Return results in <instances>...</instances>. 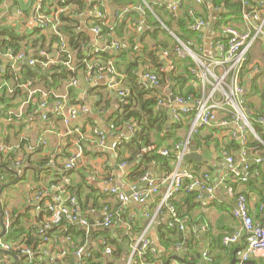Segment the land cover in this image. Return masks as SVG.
Instances as JSON below:
<instances>
[{
  "label": "crops",
  "instance_id": "obj_1",
  "mask_svg": "<svg viewBox=\"0 0 264 264\" xmlns=\"http://www.w3.org/2000/svg\"><path fill=\"white\" fill-rule=\"evenodd\" d=\"M134 1L135 3L131 5L128 2L115 3L114 0H103L102 3L95 0H81V3L58 6V0L45 4H43V0H0V31L3 28H8L10 31L16 32L18 36L28 38V44L23 43L21 50L16 55L12 50L0 54L3 64L1 72L10 63L17 68L39 65L41 69L46 70L63 60L62 65L65 66V59L60 52L58 41L59 34H63L57 29L55 35L50 29L41 25L35 16L38 5L42 7V15L50 16L54 11H58V15L63 13L64 16L72 19V23L68 27L77 36L82 56L88 58L101 52L110 55L107 62L101 60L93 62V67L98 65L95 73L92 72L89 65L86 73H81L79 76L78 91H76L78 104L75 106H81L84 111L69 126L57 119L52 109V103L61 97H64L67 105H71L66 85L54 93L53 101L48 104L46 92L39 90L31 81L23 84L21 88L28 93V98L34 94V90L41 93V101L37 110L35 108L31 110L27 106V101H23L21 104L19 100H14L9 107L0 102V170H4L1 167H5L18 173V176L11 174L10 177H5L4 182H0V185L5 183L0 196L3 221L6 227L5 234L8 227L5 216L9 218V214H11L18 218L26 214L28 217L22 219V227L28 234H24L20 240L26 242L30 239L29 243L37 246V252L34 254L32 249H28L30 258L32 256L35 261L37 260V264H80L81 257L76 260L75 252L71 254L69 251L71 246L66 238L57 236V233L48 236L45 232L47 229L53 228L54 215L56 214L55 210L51 212L48 208L55 204L56 198H60L63 203L62 209L74 214L79 226L93 227L94 229L91 235L86 233L84 244L75 249L81 248L83 255L87 256L96 254L101 248L105 264H126L130 254V245L140 237H145L149 241L150 249L154 254L164 252L162 239L172 228H176L179 233H184L185 237L182 243L173 245L172 253L175 258L180 257L181 250L187 248V242L190 240L196 248L193 252V260L198 261V264L213 263L203 260L202 254L205 251L208 252L211 259L212 256L220 257L216 261L218 264H231L234 259L237 261L236 264H240L239 259L244 251V241H239L237 245L230 247L231 251L226 252L218 245L220 242L222 243L224 237L231 235L240 226L232 216L234 197L237 193L247 196L249 214L253 221L257 224L264 223V164L256 163L257 159L264 158V0H256L258 2L254 4L249 3L248 0H242L245 10L241 21H231V24H228L252 36L256 28L262 25L261 33L247 52L246 63L240 74V82L244 91L243 105L248 112L251 127L245 132L246 142L242 145L245 151L244 158L240 157L241 151L233 152L229 149V153H227L225 148L229 141L233 140L238 141L241 145L242 136L234 123L229 122L227 126L216 123L198 129L195 134L191 133L192 115L196 112L197 102L209 94L211 87L210 85L203 86L197 75L192 73L199 71L193 61L182 60L175 53V38L178 40L179 38L174 32L180 33V29L174 22H172V30L165 26L168 21L166 11L175 0H169L168 3H163L161 0ZM207 2L195 4L188 1L185 3H191L190 8H193L209 22V27L197 32L195 40L186 43H190L189 48L198 57L201 56L202 61L210 64L217 58L216 51L210 49V44L225 40L226 37L216 26L223 12L222 9L209 6L205 11L203 5ZM137 3H140L138 13L135 11ZM161 6L164 8L161 9ZM183 11L181 9L175 14L181 15ZM130 12L133 13L129 14ZM146 12L149 14L147 15ZM251 13L257 14L260 20L244 19V14L250 15ZM145 17H147L146 21ZM149 17H153L155 21ZM103 27L108 29L106 34H102ZM94 28L99 29L98 34L93 31ZM162 31H166L171 39L163 35ZM53 37L55 38L53 39ZM113 42L119 45L118 51L111 47ZM195 42H199V44L196 45ZM161 44L167 47L168 52L159 50L156 56L160 59L166 80L164 83L159 81L156 87H148L146 85L148 80L144 79L145 67L140 63L148 55L155 60V51ZM173 44L175 47L172 51ZM121 50L128 51L125 56H122V59L119 57L122 55ZM39 57H43L45 60H39ZM72 57L75 62V53H72ZM173 59H176V64ZM26 60H28V64H24ZM31 61L33 64H30ZM188 61L193 66L192 78L183 89H180L181 87L178 86L175 79L185 75ZM47 62H50V65L44 67ZM110 67L117 76L116 80L120 82V90H130L131 84H141L149 90V93L146 94L147 99L155 98L163 102L162 104L158 102L154 107V114L162 129H157L155 126V130L153 129L148 135V142L143 141L139 146L132 142L135 133L140 132L138 125L131 130L129 123H125L114 133L109 130L112 121L121 116L124 107L131 103L129 94L126 98H121L116 91L109 90V76L99 73L100 68H103L106 73ZM175 67L177 70L174 80H172L170 68L174 71ZM150 69L151 75L158 76L160 79L157 71ZM212 69L216 74L220 71L218 68ZM88 71L91 72V77H89ZM82 75L84 83L90 87H84L81 84L80 77ZM168 78L175 83L172 89H170ZM3 87L5 84L0 86V100L3 94L8 98L12 97V88L7 85V91L3 93L1 91ZM181 91L187 95L195 91L199 97L188 98L185 100L187 103L184 106L178 105L176 102H173L174 105L172 102L169 105L164 103L165 100L170 99V95L175 98L184 97L180 94ZM43 101L46 102L47 107L41 109L39 106ZM194 104L196 107L190 106ZM173 106H180L187 110V113L182 115L183 120L180 124L176 123L174 119L176 110L172 112V119L169 117L168 109ZM23 115L25 118L22 120ZM43 115H46L47 119H43ZM218 118L219 120H228L225 113H219ZM254 123L263 127L260 137L253 128ZM94 130L105 133L104 146L99 145ZM232 132L238 133L237 138H232ZM196 135L200 143L194 139ZM187 141L189 154L182 156V160L178 159L182 153L183 148H181L176 158V154L173 152L175 146ZM191 142L195 143L197 154L204 157L205 162H197L189 158ZM247 143H249L248 148H244ZM251 143H258V145L251 147L249 146ZM78 148L82 152L81 159L73 169L69 170L65 167L67 157ZM164 150L169 152L168 156L161 155V151ZM153 152L157 156L156 159H153ZM224 152L231 155L241 169L246 163L249 165V169L252 165L258 166L260 171L247 170L248 179L251 172L250 178L254 180L252 187H248L247 183L237 184L238 182L232 178L226 183L221 180L226 175L227 169ZM10 153H15L14 161L8 157ZM177 168L190 173L192 180L193 178L202 180L207 176V182L203 184L205 187L213 188L212 198H208V195L204 196L201 192L203 190L197 189L199 193L191 203L182 200L181 194L174 199L182 217L180 218L178 215L182 220V230L178 226L172 227L173 217L170 210L159 206L160 197L163 196L167 188L164 180ZM137 169L144 171L143 177H147L146 181L142 178L132 177ZM241 171L244 173V170ZM192 180H187L189 182L187 187ZM151 183L158 187V192L143 205L133 200L122 204L115 195H111V189H117L129 196L135 190H145ZM229 187H232L234 194H228ZM199 198L200 201H198ZM111 212L117 215L113 225L110 227L100 226L105 216ZM175 212H177L176 209ZM82 220L86 223L85 225H82ZM63 221H68V224L78 228L74 223L76 221L71 222L65 216L60 220V222ZM41 225H45L46 229L36 232L35 230ZM63 228L62 225L58 231L65 230ZM41 230L42 232H40ZM100 232L105 236L100 235ZM126 235L131 237L130 242L123 244L121 251L112 256L111 253L115 252L117 247L113 241L121 243V239ZM4 236L0 240L5 241ZM45 238L49 239L48 242H44ZM170 238H176V234ZM6 244L11 247L8 242ZM24 244L21 243L18 246L25 248ZM180 244L182 249L176 250V246ZM108 249L110 253H107ZM199 254H201L200 258L197 259L196 255ZM20 255L22 254L20 253ZM72 255L74 258H71L70 261L69 256ZM16 256L19 262L21 257ZM13 261V258L9 256V258L1 259L0 264H10ZM246 262L248 264H264V254L251 257L243 264ZM139 264L142 263L139 261ZM174 264H178V262L175 260Z\"/></svg>",
  "mask_w": 264,
  "mask_h": 264
},
{
  "label": "built area",
  "instance_id": "obj_2",
  "mask_svg": "<svg viewBox=\"0 0 264 264\" xmlns=\"http://www.w3.org/2000/svg\"><path fill=\"white\" fill-rule=\"evenodd\" d=\"M97 2L102 3L103 0H95ZM159 1V0H155ZM163 3H168L169 0H161ZM193 2L195 4H202L208 0H175L174 3L170 4L168 9L173 13H178L183 5L186 2ZM244 5H246L245 1H243ZM42 7L40 5L37 6L35 16L37 20L41 23V25L45 28L50 29L55 35L57 34V29L60 26L58 11H54L52 15L45 16L42 15ZM189 14L192 16V22L189 25L190 30L198 32L203 28L209 27V22L202 17H193V12L190 11ZM252 18L254 20H260L257 14H244V19L248 20ZM221 33L226 37L225 40L212 42L210 44V49L216 51V60L213 63L206 64L202 61L201 56L198 57L190 48V43H183L177 38L176 40V48L175 53L178 58L185 60L190 59L194 64L197 65L199 71L192 72L197 75L199 82L204 85H210L211 91L209 94L201 101L197 102V108L195 114L192 115V125H191V133H197L198 129L202 127H209L216 123H219L221 126H227L229 122L234 123L239 128L240 135L242 136L241 145H244L246 142L245 132L251 128L250 122L248 119V112L244 107V98H243V87L240 82V74L246 63V55L251 47L253 41L258 37V35L262 31V25L257 27L254 35H250L245 32H241L238 29H235L231 25H221L219 26ZM93 31L98 34L99 29L94 28ZM59 33V32H58ZM59 44H60V52L61 54L66 55V60L64 62L65 67L70 70H74L73 68V58L71 53L68 50L66 39L63 35L59 34ZM111 47L114 50H119V45L116 42L111 44ZM30 64H33L31 61ZM50 62L44 64V67H48ZM219 69L220 71L216 74L212 69ZM90 70V67H89ZM172 70V68H170ZM103 68L99 69V73L101 75L109 76V90L116 91L118 96L121 98H126L129 94L128 90H120V82H118L117 76L113 73L112 67L108 68L106 73ZM89 77H91V72L88 71ZM144 79L150 81L153 87L158 86L159 78L157 76L146 73L144 75ZM78 81H71V85H77ZM38 91H33L36 93ZM32 93V94H33ZM172 101L167 99L164 101L166 104H170ZM178 105L184 106L187 101L182 98L176 97L175 101ZM162 101H159V104H162ZM173 103V102H172ZM175 103V104H176ZM176 104V105H177ZM174 105V103H173ZM41 109L47 107L45 101H43L40 106ZM52 109L54 116L59 119L64 125L69 126L80 114L83 113L84 109L81 106H71L67 105L64 97L56 100L52 103ZM174 119L176 123L180 124L183 120V114L187 113L185 108H181L180 110L174 109ZM219 113H225L227 119L219 120ZM43 119H47L46 115H43ZM260 123H263L260 121ZM136 127V123H129V128L133 130ZM109 130L114 133L116 130L113 125H110ZM78 132V131H77ZM94 133L98 139V143L101 146H104L106 142V135L104 132H99L98 130H94ZM231 136L233 139L237 138L238 133L232 132ZM188 141L185 143H179L175 146L173 152L177 154L181 151L178 159L189 154L188 149ZM225 153V164L227 166L226 175L222 177L223 182H227L229 179H235L237 184H244L248 181V173L249 165L243 164L241 167L234 161V158ZM82 152L78 148L75 152H71L67 157L65 167L69 170L73 169L79 159H81ZM161 155L168 156L169 152L167 150L161 151ZM182 157V158H183ZM240 157H245V151L240 152ZM182 160V159H181ZM181 162V161H180ZM257 164H264V158H259L256 161ZM241 170H244L242 173ZM207 176L203 177L202 180H197L193 178L190 173L186 170L176 169L167 178L164 180L167 188L164 192L163 196H161L159 201V206L166 207L170 210L173 217L172 227L178 226L179 229H183L182 220L178 217L177 212H175V208L171 205V200L178 196L183 188L185 180H192L186 191L190 192L193 190H203L208 198H212L213 196V188L205 187L204 182H207ZM144 181L147 180V177L142 178ZM158 192V187L151 183L145 190L141 191H133L129 196L119 192L117 189H111V195H115L118 201L122 204L128 203L129 200H133L138 204H145L146 201L155 195ZM229 195L234 194L232 187L227 189ZM201 199L199 198L198 201ZM212 201V200H211ZM74 202V201H73ZM72 203V202H71ZM205 203V202H204ZM62 200L60 198H56V202L54 205L50 206L48 209L52 211H56L54 225H58L62 217H66L67 220L74 222L76 221V216L71 213H68L67 210L62 209ZM158 206V207H159ZM232 216L239 223L238 229L233 232L231 235L226 236L222 239V243L226 247H231L237 245L239 241H244V251L240 257V264H243L245 261L249 260L251 257H258L264 254V223H255L252 217L249 214V206L247 196L243 193H237L234 197V208L232 210ZM117 215L113 212L107 214L105 216L104 221L100 224L102 227H110L113 225ZM82 225L86 223L82 220ZM42 232V230L40 231ZM48 238L44 239V242H48ZM69 245L73 248L74 245L71 240L67 238ZM0 248L11 252L12 249L9 245L6 244L5 241L0 240ZM181 244L176 246V250H180ZM147 250L153 251L150 249L149 241L145 237H140L137 241H135L132 245H130V254L126 264H139V258L143 257ZM20 253L23 255L30 256V251L27 248H20ZM75 257L80 259L83 256V251L81 248L74 250ZM107 253H110V250H107ZM202 258L205 262H210L212 259L209 257L208 252H204L202 254Z\"/></svg>",
  "mask_w": 264,
  "mask_h": 264
},
{
  "label": "trees",
  "instance_id": "obj_3",
  "mask_svg": "<svg viewBox=\"0 0 264 264\" xmlns=\"http://www.w3.org/2000/svg\"><path fill=\"white\" fill-rule=\"evenodd\" d=\"M54 1L55 0H43V4H45L46 2L51 3ZM114 1L115 3L128 2L131 5L135 3L134 0H114ZM248 1L249 3H252V4L258 2L256 0H248ZM73 3H81V0H58L57 4L58 6H65L66 4H73ZM190 4L183 5L181 9L184 11L181 15L171 12L169 9H167L168 11H166V13L168 14V21L167 23H165V26L168 29L172 30V22H174V24L180 29V33L175 31L174 34L183 43H186L187 41H190V40H195L198 35L197 32L192 31L189 28L190 23L193 21L192 16L189 14V12L190 11L193 12V17H202L197 12H195L193 8H190L189 6ZM209 6L222 9L223 11L221 13L219 20L217 21V24H216L217 27L221 25L231 24V21H241L243 11L245 10L242 4V0H208V2L203 5V9L207 11ZM59 8H63V7H59ZM160 8L163 9L164 7L161 6ZM132 13L133 12H130L129 14H132ZM146 14L148 15L149 12H146ZM58 18L60 20V26L58 30L60 31V33L64 35L66 42H67L68 50L71 53V55L72 53H75L76 55V61L75 62L73 61L74 70L72 71L66 68L65 66H63L62 65L63 60L61 61L58 60L59 62L56 65H52L46 70L41 69L39 65H36L34 67L22 66L20 68L19 67L17 68V67H13L12 64L10 63L6 67H4L5 69L2 72L0 71V86L5 84V87H3L1 91L5 93L7 91L6 89L7 85L11 87L13 90L12 97L8 98L3 94L0 100V102H3L8 107L11 106V103L14 100H19V103L21 104H23V101L24 102L27 101L28 102L27 106L31 110H33L34 108L36 110L38 109V105L41 101V93L36 92L28 98V93L21 88V86L27 83V81H31L33 85H35V87H38L39 90L47 93V96H48L47 103L48 104H50L53 101L54 93L58 89L66 85L69 104L75 106L78 104L77 98H76L77 96L76 91H78V84L73 86L71 85V81L73 80L78 81V78L81 75V73L85 74L89 65L91 66L92 72L95 73L96 70L98 69V65L96 67H93L92 65L94 61L101 60V61L107 62L110 59V55L104 52L98 53L88 58L82 56V51L80 50V43L77 39V36L68 27L70 23H72V19L68 18L67 16H64L63 13L59 14ZM149 19H151L152 21H155L153 17H149ZM146 20H147V17H145V21ZM107 32H108V29L103 27L102 34H106ZM162 33L163 35L171 39V37L167 34L166 31H162ZM54 38L55 37H53V39ZM25 42L26 44H28V38H26V36L20 37L18 36L16 32H12L8 28H3L2 31H0V54H4L7 51L12 50L14 55H16L17 53H19V51L22 48V44ZM195 44L198 45L199 42L198 43L195 42ZM174 47H175V44H173L171 48L172 51ZM159 50L162 52L163 51L168 52L167 47L164 44H161L157 46V49L155 51V55H154L155 60L152 58V56L148 55L146 59L141 61L140 64L145 67V73L151 74L150 68L155 69V71H157L158 75L160 76L159 81L164 83V81L166 80V76H165L164 70L161 67L162 65L160 64V59L156 56V53ZM126 53H128L127 50L126 51L121 50L122 55L119 56L120 59H122V56H125ZM62 56H63V59L66 60V55L62 54ZM38 59L43 60V61L45 60L43 57H39ZM173 61L176 64V59H173ZM1 65L3 64L0 58V70H1ZM174 69H175L174 71L173 69L170 71V77L172 78V80H174V74L176 73V70H177L176 67ZM192 69H193V66L191 62H189V64H187L185 68L186 70L185 75H183V77H178L177 79H175L178 83V86L181 87L180 89H183L184 86L188 83V81L192 78V74H191ZM128 92H129V96L131 97L130 98L131 103H129L126 107H124L123 114L117 117L116 119H114L112 121V125L117 130V128H120V126H122L125 123H137L136 125L140 127V132L137 131L135 133L132 142L134 144H137V146H139L140 143L143 141L148 142V135L151 131H153V129L155 130V126L157 127V129H162L161 126L159 125L160 122L158 118L154 114V107L159 101L156 100L155 98L147 99L146 94L149 93V90H147L145 86L141 84L140 85L131 84L130 90H128ZM180 94L184 96V97H181L183 100H188V98L196 99L199 97V94L195 91L191 92L189 95L184 94L182 91L180 92ZM158 117L160 116L158 115ZM24 118H25V115H23L22 120ZM253 128L255 132L257 133V135H259L260 137L263 131L262 125H258L254 123ZM197 137H198L197 135L194 136V139L199 141ZM248 144L249 143H247L246 146H244V148L245 147L248 148ZM257 145L258 143H251L249 146L256 147ZM225 148L227 150V153H229L228 152L229 149H231L230 151H233V152L243 151V146L240 145L239 142L236 140L229 141V144H227ZM14 154L15 153H10L8 156L13 161L15 158ZM154 154L155 152H153V157H154L153 159H156L157 156ZM139 170L140 169L135 170L136 172L132 174V177L139 178V179L143 178L144 171H139ZM249 170L251 172L256 171V170L260 171L257 165H252V167H250ZM251 172L249 174V179L247 181L248 187L249 186L252 187L254 183V180L250 178ZM10 175L11 173H9L8 171L0 170V182H4L5 177L8 178L10 177ZM188 183L189 182L185 180L183 188L181 189V192L178 195L181 194V196H183L182 200H184L185 202L191 203L194 199H196L199 192L197 190L187 192L186 189H187ZM4 187H5V183H2L0 185V190L1 189L4 190ZM174 199L171 200V205L176 209L179 217L182 218L180 215V211L178 209L179 206L174 201ZM13 216L11 214H9V218L5 216V220L8 225L7 232L4 236L5 241L11 245V249H12L11 252L15 256L18 255L19 257H21L20 261L17 264H37L36 262L37 260L35 261L32 258V256L30 258L27 255H24V256L20 255V251H19L20 246H18V244L25 243L26 244V245L24 244L25 248L29 250L32 249L33 254L37 252L36 251L37 246H33L32 243H29L30 239L26 240V242H24V240L23 242L20 240V238L24 234H28L24 232V228L22 227V219L27 218L28 215L25 214L18 218H15ZM62 225L65 228V230L62 231L61 229L60 231H58ZM237 225H239V223ZM75 227L76 226L71 225L70 223L68 224V221H63V222H60L58 225H53V228L47 229L45 232H46V235L48 236H51L54 233H57V236L59 237L62 236L66 239L68 238L69 240H71L74 247L73 248L71 247L69 251H71V254H73V252H75L74 250H76L75 249L76 247L82 246L84 244L86 240V236H87L85 231L77 227L75 228ZM40 229H46L45 225H41L35 231L37 232V230L39 231ZM173 234H176V238H170V236H173ZM100 235L105 236V234H102V233ZM121 240H122L121 243L113 241L117 245V247H116L115 252L111 251L112 256H115L116 252L119 253L121 251V247L123 246V244L129 243L131 240V237L126 235ZM184 240H185L184 233H181V232L179 233V231L176 228H172L169 231H167L166 237L162 239V244L165 248L164 252L154 254L150 250H147L146 253L143 255V257L140 258L139 261L142 264H174V261L176 260L178 264H198V261L193 260V252L196 250V248L190 240H188L187 242L188 243L187 248H185L184 250H181V255L178 259L175 258V256L173 255L172 253L173 252L172 248L174 247L173 245L176 243H182ZM218 246L220 247V249H223L224 252L232 250V248L224 246L221 242H220V245ZM5 257L9 258V256L6 254H0V260ZM213 257L214 256H212V262H213L212 264H218L216 263V261L219 260L220 257L218 256L217 257L215 256L214 258ZM71 258H74V256L73 255L69 256L70 261L72 260ZM79 261L81 262L80 264H105V260H103V256L101 255V248L96 254H91L87 256L83 255L81 257V260Z\"/></svg>",
  "mask_w": 264,
  "mask_h": 264
},
{
  "label": "water",
  "instance_id": "obj_4",
  "mask_svg": "<svg viewBox=\"0 0 264 264\" xmlns=\"http://www.w3.org/2000/svg\"><path fill=\"white\" fill-rule=\"evenodd\" d=\"M139 5H140V3H137V4H136V9H135L136 12H137L138 9H139ZM137 13H138V12H137ZM214 24H215V21H214ZM25 63L28 64V60L24 61V64H25ZM168 75H169V73H168ZM80 78H81V81H82L81 84H82L84 87H90V86H88L86 83H84V81H83V79H84L83 75H82ZM168 80H169V83H170V89H172L173 86L175 85V83L172 82V81L170 80V78H168ZM146 85H147L148 87H152V88H153V85H151L150 81H146ZM169 97H170V100H171L172 102L175 101V97H174L173 95H170ZM190 106H194V107H196L195 104H194V105H190ZM179 108H181V107H180V106H173L172 108H169V109H168V111H169L168 113H169V117H170V119H172L171 116H172V112L174 111V109H179ZM170 122L173 123L172 120H170ZM128 125H129V124H128ZM189 158H190V159H193V160H195V161H197V162H205V160H206L204 157H201L200 155L197 154V148L195 147V143H194V142H191V148H190V155H189ZM1 168L4 169V170L6 169L9 173L18 176V173H17V172H14V171H12V170H10V169H7V168H5V167H1ZM145 183H146V182H145ZM2 192H3V189L0 190V196H1ZM202 193L204 194V196H206V194H205L204 192H202ZM74 223L77 224V226H78L79 229L85 231V232L88 233L89 235H91V234L93 233V230H94L93 227L83 228V227H81V226L78 225L77 221L74 222ZM90 224H92V222H90ZM0 225H1L0 238H2V237L4 236V234H5L6 227H5V224H4V221H3V214H2V209H1V203H0ZM0 253H2V254H6V255H8V256H10V257L13 258L14 261H13L12 263H10V264H16V263L18 262V257L15 256L12 252L5 251V250H3V249H0ZM200 255H201V254L196 255V256H197V259L200 258ZM76 260H78L77 257H76ZM236 262H237L236 259H234V260L231 262V264H236ZM245 264H248V262H246Z\"/></svg>",
  "mask_w": 264,
  "mask_h": 264
}]
</instances>
